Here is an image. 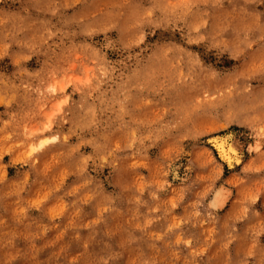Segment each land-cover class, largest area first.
<instances>
[{
	"label": "rangeland",
	"instance_id": "374dc122",
	"mask_svg": "<svg viewBox=\"0 0 264 264\" xmlns=\"http://www.w3.org/2000/svg\"><path fill=\"white\" fill-rule=\"evenodd\" d=\"M0 264H264V0H0Z\"/></svg>",
	"mask_w": 264,
	"mask_h": 264
},
{
	"label": "bare ground",
	"instance_id": "6f19581e",
	"mask_svg": "<svg viewBox=\"0 0 264 264\" xmlns=\"http://www.w3.org/2000/svg\"><path fill=\"white\" fill-rule=\"evenodd\" d=\"M232 137V135H231ZM230 137V138H231ZM228 139V138H227ZM214 146L216 150L219 152V155H221V159L225 161L228 165H231V161H236L237 157V150H235L234 146L229 142V145L227 146V140H214ZM241 155V154H240ZM239 159L237 158L236 164H238ZM240 162V161H239ZM230 168V167H229Z\"/></svg>",
	"mask_w": 264,
	"mask_h": 264
}]
</instances>
